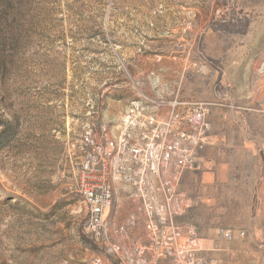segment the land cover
I'll use <instances>...</instances> for the list:
<instances>
[{
	"label": "rangeland",
	"instance_id": "obj_1",
	"mask_svg": "<svg viewBox=\"0 0 264 264\" xmlns=\"http://www.w3.org/2000/svg\"><path fill=\"white\" fill-rule=\"evenodd\" d=\"M24 14L0 73V264H136L86 233L81 164L132 102L175 99L204 102L209 126L182 175L251 183L203 198L198 216L229 228L182 227L205 264H264V0H27Z\"/></svg>",
	"mask_w": 264,
	"mask_h": 264
},
{
	"label": "built area",
	"instance_id": "obj_2",
	"mask_svg": "<svg viewBox=\"0 0 264 264\" xmlns=\"http://www.w3.org/2000/svg\"><path fill=\"white\" fill-rule=\"evenodd\" d=\"M158 110H166L165 117ZM206 112L204 102L175 99L150 109L135 101L122 114L118 134L88 149L81 164L80 190L87 207L85 230L102 241L106 254L123 255L120 246L106 244L105 238L115 185L122 184L139 211L133 219H141L148 232L150 262L167 258L172 264H205L197 239L175 218L182 212L177 183L184 170L199 167L196 152L207 141ZM224 236L231 238L229 232ZM142 251L136 250V264H147Z\"/></svg>",
	"mask_w": 264,
	"mask_h": 264
},
{
	"label": "crops",
	"instance_id": "obj_3",
	"mask_svg": "<svg viewBox=\"0 0 264 264\" xmlns=\"http://www.w3.org/2000/svg\"><path fill=\"white\" fill-rule=\"evenodd\" d=\"M161 117H165L162 114ZM210 133V132H209ZM206 148L200 150L199 159L203 160L206 158ZM187 181H193L194 185H188ZM258 184L255 183L254 188L255 195L264 196V175L255 179ZM227 187V196L232 197H243L250 196L249 191L251 190L250 178L240 174H217V173H184L181 177L179 185V197L181 198L180 205L183 211L176 216V224L182 226L185 223L194 222L197 227H202L200 224L208 223L207 228L219 229L229 228V226L220 224L217 218H210V220L199 217L201 214V206L204 205L203 198L210 197L212 200L214 197L220 196V191L225 190L223 187ZM194 187V199H191L188 187ZM122 184L115 185L114 191V203L107 216L106 226V244H116L120 246L122 253L130 256L137 257L136 250L143 249L140 255L143 260H148L152 254L151 244L148 232L141 219L134 220L139 215V211L136 206L126 196V190ZM213 202H211L212 204ZM191 218L190 222L187 221ZM207 221H210L207 222ZM231 226V225H230ZM234 228V225L232 226ZM213 238L211 237V241ZM203 240V239H201ZM208 240V239H206ZM156 264H171L168 260L160 259Z\"/></svg>",
	"mask_w": 264,
	"mask_h": 264
},
{
	"label": "trees",
	"instance_id": "obj_4",
	"mask_svg": "<svg viewBox=\"0 0 264 264\" xmlns=\"http://www.w3.org/2000/svg\"><path fill=\"white\" fill-rule=\"evenodd\" d=\"M27 0H0V73L7 74L9 67L13 65L12 59L7 53L8 47L13 45L12 37L15 32L23 27L24 8ZM11 36V42H10Z\"/></svg>",
	"mask_w": 264,
	"mask_h": 264
}]
</instances>
